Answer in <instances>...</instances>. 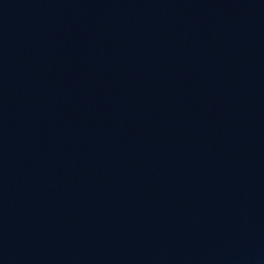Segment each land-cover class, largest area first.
Here are the masks:
<instances>
[{"label": "water", "instance_id": "water-1", "mask_svg": "<svg viewBox=\"0 0 264 264\" xmlns=\"http://www.w3.org/2000/svg\"><path fill=\"white\" fill-rule=\"evenodd\" d=\"M0 264H264V0H0Z\"/></svg>", "mask_w": 264, "mask_h": 264}]
</instances>
